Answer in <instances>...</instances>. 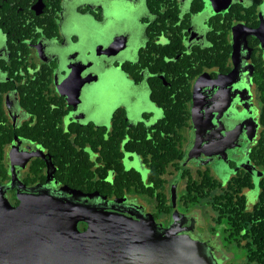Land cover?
I'll use <instances>...</instances> for the list:
<instances>
[{
  "label": "flooded vegetation",
  "instance_id": "1",
  "mask_svg": "<svg viewBox=\"0 0 264 264\" xmlns=\"http://www.w3.org/2000/svg\"><path fill=\"white\" fill-rule=\"evenodd\" d=\"M128 1L140 29L103 36L105 0H0V187L153 218L220 263L264 191V0ZM112 74L132 92L103 108L89 97Z\"/></svg>",
  "mask_w": 264,
  "mask_h": 264
},
{
  "label": "water",
  "instance_id": "2",
  "mask_svg": "<svg viewBox=\"0 0 264 264\" xmlns=\"http://www.w3.org/2000/svg\"><path fill=\"white\" fill-rule=\"evenodd\" d=\"M5 190L0 187V264H220L212 245L153 218L107 211L89 217L83 208L39 196L14 206Z\"/></svg>",
  "mask_w": 264,
  "mask_h": 264
},
{
  "label": "rangeland",
  "instance_id": "3",
  "mask_svg": "<svg viewBox=\"0 0 264 264\" xmlns=\"http://www.w3.org/2000/svg\"><path fill=\"white\" fill-rule=\"evenodd\" d=\"M107 3L106 8V15L108 16V21L103 25V36H106L108 33L107 28H109L111 31L118 32L125 29L132 28L134 25L133 22L136 23V28L140 29V24L138 21V15L141 11H146V6H144V2L140 1L137 4L128 0H105ZM83 22H85L83 24ZM83 22L81 25L78 26L76 29L77 33H84L87 32L88 35H81L82 38H85L86 40H89L90 38H95L96 35L91 32L89 29H96L98 26L97 23L94 21H91L87 18L83 19ZM106 26V28H105ZM88 31L91 33V35L88 33ZM98 36V35H97ZM94 40V39H93ZM137 53L135 52V55ZM117 77L112 74L108 77V79L103 83V86L97 88V91H95V95H91L89 99L94 102H98V105L101 107L108 108L109 102L111 99L114 98H126L127 95H129L132 90H129V93L125 96L123 95L124 90L127 89L126 86H121L120 84H117L114 80ZM145 97V94L142 95V98ZM208 226H210L208 224ZM220 264H247L245 256L241 251L237 248H229L228 252H224V257L220 261ZM256 264V263H252Z\"/></svg>",
  "mask_w": 264,
  "mask_h": 264
},
{
  "label": "trees",
  "instance_id": "4",
  "mask_svg": "<svg viewBox=\"0 0 264 264\" xmlns=\"http://www.w3.org/2000/svg\"><path fill=\"white\" fill-rule=\"evenodd\" d=\"M155 1L156 0H152L150 4L152 9H155ZM7 19L8 14L1 8L0 27L4 25V20L8 22ZM172 22L174 23L175 20H172ZM178 45H180V42H178ZM261 195L262 200L259 205L260 207L257 206L256 210L247 212L241 207L237 212L238 219L245 223V225H241V228L238 229L237 232L239 233L240 230L242 231L244 228L246 229V234H243V236L248 239V244L239 247L240 249L243 248L241 253L244 254L247 264H264V191ZM242 206H245V204L242 203ZM248 221H250V223ZM239 234H237V239L240 238Z\"/></svg>",
  "mask_w": 264,
  "mask_h": 264
}]
</instances>
